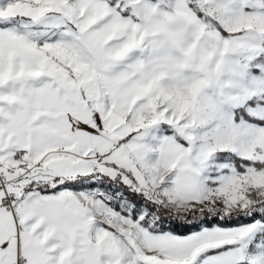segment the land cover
<instances>
[{
  "label": "snow or ice",
  "instance_id": "6c2138e0",
  "mask_svg": "<svg viewBox=\"0 0 264 264\" xmlns=\"http://www.w3.org/2000/svg\"><path fill=\"white\" fill-rule=\"evenodd\" d=\"M0 264H264V0H0Z\"/></svg>",
  "mask_w": 264,
  "mask_h": 264
}]
</instances>
